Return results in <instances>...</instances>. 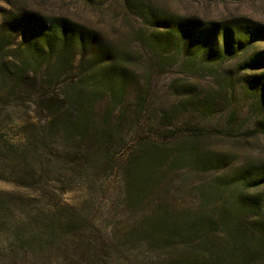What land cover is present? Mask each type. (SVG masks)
<instances>
[{"label": "rangeland", "instance_id": "obj_1", "mask_svg": "<svg viewBox=\"0 0 264 264\" xmlns=\"http://www.w3.org/2000/svg\"><path fill=\"white\" fill-rule=\"evenodd\" d=\"M24 11L47 21L67 20L93 31L97 40L81 44L62 40L59 32L44 36L33 30L24 37L27 26L19 23ZM192 21L202 27L189 31ZM207 24L217 28L213 32ZM18 71L29 80L18 83ZM43 90L76 104L41 112L35 98ZM90 98L96 127L112 106L110 126L122 139L120 159L137 137H150L169 149L177 145L207 167L203 174L187 171L188 177L176 173L159 202L176 199L180 208L185 178L196 180L187 182L192 193L185 201L193 203L199 178L225 177L204 192L221 191L228 205L239 193L261 196L264 206V0H0V149L20 146L30 136L44 159L50 149L60 165L84 166V155L90 150L100 155V149L77 148V132L71 127L66 132L62 124L66 113L74 120L78 107L86 113ZM55 119L57 131L50 135L47 126ZM195 160L191 164L198 167ZM218 160L214 171L210 166ZM253 179L260 183L253 185ZM80 183L72 180L63 199L82 214L90 207L93 227L78 239L85 245L91 239L100 248L101 234L109 235L115 224L121 231L134 229L145 214L124 206L118 177L107 180L106 193L93 199ZM13 191L12 183L0 179V261L55 264L53 254L26 259L14 242L16 235L33 238L38 208L7 195ZM78 240L70 242L71 253Z\"/></svg>", "mask_w": 264, "mask_h": 264}, {"label": "trees", "instance_id": "obj_2", "mask_svg": "<svg viewBox=\"0 0 264 264\" xmlns=\"http://www.w3.org/2000/svg\"><path fill=\"white\" fill-rule=\"evenodd\" d=\"M19 21L27 26L23 30L24 37L27 30H33L44 36L59 32L62 40L76 39L81 44L87 41L92 44L97 40L93 31L64 19L47 21L37 13L24 11ZM215 26L207 24L213 32L217 28ZM201 27L199 21H192L188 30H199ZM228 29L231 30V27ZM18 73L15 79L18 83L29 80L26 74H22L24 71ZM35 99L41 112L50 110L53 113L63 104L70 107L76 104L66 95L58 97L44 90ZM89 101L86 113L78 107L74 120L71 113H66L62 124L66 132L68 128L77 132V148L100 149V155L97 150H90L84 155V166L66 168L58 164V156L54 152L49 154L50 149L45 151L47 158L44 159L40 147L33 143L30 136L20 146L5 144L0 149V179L16 188L7 195L22 196L38 208L34 217L33 238L15 236L14 242L24 250L22 254L26 259L39 261L53 254L51 257L55 264H94L98 257L100 264H264V206L260 204L261 196L249 197L239 193L228 205V197L223 196L221 191L215 190L209 195L204 192L212 187L215 180L225 177H203L194 185V193H197L191 203L185 198L192 193L187 183L192 180L185 178L179 197L180 208L176 199L159 202L166 183L173 182L176 173L192 171L203 174L207 172V167L201 165V161L192 159L190 152L181 151L177 145L169 149L150 137H137L125 158L120 159L122 139L115 138L114 127L110 126L112 106L100 117L99 128L91 122L95 99L90 98ZM57 121L55 119L47 126L50 135L57 131ZM65 156L75 161L74 153L67 152ZM194 160L198 167L191 164ZM218 162L211 165V169L217 171ZM4 164L7 165L4 167ZM189 173L185 175L188 177ZM115 177L122 183L124 206L132 205L145 214L141 215L134 229L121 231L115 224L109 235L101 234L100 248L93 246L91 239L85 245L78 239L83 230L93 227L89 217L90 207L86 209V214H82L66 203L63 196L71 187V181L78 178L83 180L79 185L84 187L88 197L93 199L98 194L104 195L106 181ZM252 181L253 185L260 183L256 179ZM193 182L196 180L193 179ZM75 238L80 243L71 253L68 246ZM15 254V251L8 252L10 257ZM0 264L5 262L0 261Z\"/></svg>", "mask_w": 264, "mask_h": 264}]
</instances>
